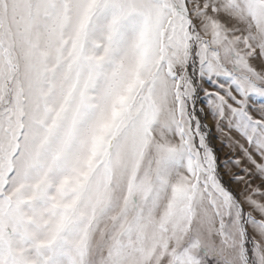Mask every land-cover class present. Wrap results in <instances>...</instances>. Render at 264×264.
Returning a JSON list of instances; mask_svg holds the SVG:
<instances>
[{
	"label": "snow or ice",
	"instance_id": "6c2138e0",
	"mask_svg": "<svg viewBox=\"0 0 264 264\" xmlns=\"http://www.w3.org/2000/svg\"><path fill=\"white\" fill-rule=\"evenodd\" d=\"M0 264H264V0H0Z\"/></svg>",
	"mask_w": 264,
	"mask_h": 264
},
{
	"label": "rangeland",
	"instance_id": "374dc122",
	"mask_svg": "<svg viewBox=\"0 0 264 264\" xmlns=\"http://www.w3.org/2000/svg\"><path fill=\"white\" fill-rule=\"evenodd\" d=\"M217 146L219 147V142H217ZM229 155V152L227 149H224L223 152L220 153V157H221V160L227 158ZM235 171V169H234ZM227 179V177H226ZM232 187L236 190V191H240L242 189V185H239V184H233Z\"/></svg>",
	"mask_w": 264,
	"mask_h": 264
}]
</instances>
